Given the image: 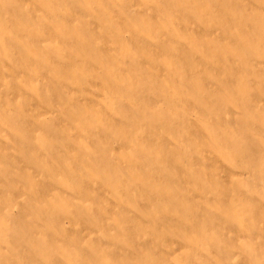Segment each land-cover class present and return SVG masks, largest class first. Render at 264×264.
<instances>
[{
  "label": "rangeland",
  "instance_id": "rangeland-1",
  "mask_svg": "<svg viewBox=\"0 0 264 264\" xmlns=\"http://www.w3.org/2000/svg\"><path fill=\"white\" fill-rule=\"evenodd\" d=\"M0 264H264V0H0Z\"/></svg>",
  "mask_w": 264,
  "mask_h": 264
}]
</instances>
